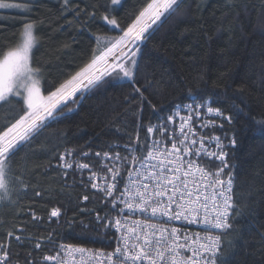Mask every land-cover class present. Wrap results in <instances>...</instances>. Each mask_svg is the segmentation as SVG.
Wrapping results in <instances>:
<instances>
[{
	"label": "trees",
	"instance_id": "trees-1",
	"mask_svg": "<svg viewBox=\"0 0 264 264\" xmlns=\"http://www.w3.org/2000/svg\"><path fill=\"white\" fill-rule=\"evenodd\" d=\"M74 2L88 10H92L94 4L109 3L110 8H114L111 14L121 21L122 27L146 6L145 0H121L117 6H111L110 0ZM42 4L43 7L30 14L0 9V58L19 43L22 25L28 16L36 19L43 16L47 22L34 29L40 42L33 49V62L35 57L47 61L46 67L54 82L74 74L88 60L96 46L92 32L119 33V29L112 30L100 19L102 7L97 8L94 20H88V26L81 27L86 18L78 22L72 12L62 16L58 0H42ZM157 25L160 27L142 49L140 77L142 83L145 76L154 81L146 95L157 106L156 111L145 105L142 113L134 112L139 101L129 105L125 95L130 88L118 81L86 93L76 104L69 102L73 110H65L56 121H49L51 127L40 137L36 149L25 148L20 154L31 158L25 178L32 183L27 195L18 203L0 204V220L3 221L0 239H4L9 230L23 227L25 233L34 238L47 237L54 232L58 242L99 250L114 248L111 236L102 229L94 230L97 229L96 213L103 216L110 207H106L103 193L90 188L86 171L74 168L66 170L67 175H64L65 170L58 166V155L67 149H74L75 154L88 152L86 161L94 167L98 163L95 152L111 153L114 149L110 146L127 142L129 135L142 144L149 122L155 125L160 117L173 111L174 106L211 93L215 100L212 106L234 117L231 125L224 121L223 129L218 126L215 129L228 136L234 133L237 140V146L228 149L227 159L234 175L238 214L232 218L231 234L222 237L221 256L226 264H264V125L258 123L264 120V0H234L232 6H225L224 0H184L174 14L167 19L162 16ZM205 32L211 36L210 40ZM72 37L75 43H71ZM64 42L70 43V48L63 49ZM45 84L42 81V91ZM238 109L243 112L238 113ZM14 113L11 107H0V125ZM216 119L219 124L220 118ZM137 122L144 125L139 129L138 138ZM157 135L160 138V134L154 132L148 139ZM49 140L58 144V148L46 153L44 148ZM119 151L125 155L122 148ZM129 168L130 165H124L123 175ZM7 179L13 181L11 175ZM35 190L41 195L36 196ZM9 194L15 199V192ZM84 195L90 197L88 201L83 200ZM54 207L64 213L61 218L50 217ZM81 208L85 211L81 212ZM33 213L41 219L34 221ZM73 219L75 222L69 227L66 221ZM81 222L86 227H82ZM11 244L14 257L19 253V264H25L29 250L39 264L40 257L57 246L45 241L41 249L35 250L34 245H18L14 239Z\"/></svg>",
	"mask_w": 264,
	"mask_h": 264
},
{
	"label": "snow or ice",
	"instance_id": "snow-or-ice-1",
	"mask_svg": "<svg viewBox=\"0 0 264 264\" xmlns=\"http://www.w3.org/2000/svg\"><path fill=\"white\" fill-rule=\"evenodd\" d=\"M183 2L145 0L146 6L122 27L121 21L111 14L114 8H110L109 3L102 6L94 4L92 10H88L81 9L74 0H58L62 16L72 12L78 22L80 18H86L81 27L88 26V20H94L97 8L102 7L100 19L112 30L119 29V33L108 35L102 30L92 32L96 46L92 48L88 60L74 74L55 82L49 75L47 61L35 57L33 62V49L40 42L34 29L47 21L43 16L39 19L28 16L25 19L20 42L0 58V107L15 110L14 115L0 125V193H3L0 204H16L27 195L32 182L25 177L29 174L31 158L20 154L25 148L36 149L40 137L51 127L49 121H56L57 117L65 114V110H73L69 102L76 104L86 93L118 81L130 88L125 95L129 105L139 101V107L134 112L142 113L145 105L156 111L157 106L146 95L149 88L154 86V81L147 76L143 83L140 79L142 49L160 27L157 21L162 16L167 19V16L174 14ZM120 4L121 0H110L111 6ZM224 4L232 6L234 0H224ZM40 7H43L42 0H0V9H16L26 14ZM68 23L71 25V21ZM153 25L157 27L153 28ZM204 34L211 39L207 32ZM75 42V37H72L71 43ZM70 46L68 42L61 44L63 49ZM42 81L46 82L43 91ZM214 103L211 93L194 97L186 105L174 106L173 111L166 117H160L157 124L149 122L147 137L142 144L129 135L127 142L110 146L114 149L112 154L110 151L95 152L96 157L103 156L105 161L110 162L102 164L110 175L103 177L104 186H100L96 182L99 174L91 171L88 183L92 189L104 194V203L110 207L103 216L96 213L97 229L94 230L102 229L111 236L115 244L112 251L94 252L86 247L58 242L54 232L47 237L34 238L26 234L23 227H18L15 231L9 230L6 237L0 239V264H19V253H15L14 257L12 251V239L18 245H34L35 250L41 249L45 241L58 245L52 250L54 254L41 256L39 264H89L93 260L96 264H226L220 252L222 237L231 234L232 218L238 214L234 200V175L227 157L228 149L235 148L237 140L234 133L231 136L225 134L224 137L200 135L197 138L195 130L188 127L193 112L199 117L202 109L210 117L220 118L219 124L215 119H210L203 127L211 125L223 129L224 121L231 125L233 115L212 106ZM173 112L179 118L180 138L175 135V128L168 127L174 120ZM240 112L243 109H238ZM258 123L264 125V120ZM143 127L141 122L135 125L137 138L139 129ZM154 132H158L161 138L148 139ZM165 134L168 140L173 141L170 149L165 146ZM56 139H60L59 135ZM206 142L213 146L209 147ZM57 148L58 144L54 145L49 140L44 151L50 153ZM120 148L125 155H121ZM142 153H146V156ZM74 155V149H67L58 155V166L65 170L64 175H67L68 169H90L88 163L74 164L66 159ZM82 155L88 156L89 153L83 152ZM125 164L135 171V176L133 170L127 171L126 182L121 176V168ZM194 173H199V177ZM9 175L14 183L7 179ZM10 192L16 193L15 199ZM34 194L40 196L41 192L35 190ZM89 198L88 195L83 196L84 201ZM80 211L85 209L81 208ZM136 213L142 219H133L129 225L128 217ZM63 215L59 207L50 211L51 218L59 219ZM32 219L41 218L33 213ZM74 222V219L66 221L69 227ZM81 226L86 227L82 222ZM190 226L200 230L190 232ZM109 247L112 245L109 244ZM76 254H80L79 258H76ZM25 264H37L31 250Z\"/></svg>",
	"mask_w": 264,
	"mask_h": 264
},
{
	"label": "built area",
	"instance_id": "built-area-1",
	"mask_svg": "<svg viewBox=\"0 0 264 264\" xmlns=\"http://www.w3.org/2000/svg\"><path fill=\"white\" fill-rule=\"evenodd\" d=\"M190 101H187L185 103H183L182 105H186L187 103H189ZM182 115H187V113H181ZM173 115H174V120L171 124L168 125V127L171 129V128H175V135L180 138L181 136V133L179 131V118L175 116V113L173 112ZM218 117H210L205 110H201L200 112V116L197 117L195 115V112H193L192 114V119L191 121L189 122L188 124V127H191L192 129L195 130V132L197 133V138L200 136V135H218V136H221V137H224L225 134L223 132L219 133L218 132V129H215V127L209 125L208 127H203L204 124H207V122L210 120V119H215L217 121ZM185 131L187 132V127L185 129ZM190 135V133H189ZM161 138V137H160ZM157 136H153L152 139H160ZM164 142H165V146L168 147L169 149L171 148V144L173 141L171 140H168L167 139V134H165V137H164ZM206 143H209V147H212L213 145L210 143V142H206ZM64 153V152H63ZM83 153V152H82ZM82 153H79V154H75L74 157H66V159H69L70 162H74L75 163H88L86 160L88 159L87 156H83ZM112 154V152L110 153ZM146 154V153H145ZM146 156V155H145ZM97 160H98V163L96 166L92 167V164H90V169H85L83 171H86L87 172V181H88V177L90 175V172L91 171H95L97 172L99 175L96 179V182L100 185V186H104V179L103 177L106 176V175H110L108 172H107V169L104 168L102 166L103 163H110L108 161H105L104 160V157H97ZM102 161V162H101ZM101 162V164H100ZM60 163V162H59ZM150 163H156V161H150ZM122 169L123 167L121 168V176L123 175L122 173ZM71 170V169H68V171ZM73 170V169H72ZM129 170H133V176H135V171L134 169H131L129 168ZM78 171V170H77ZM80 171V170H79ZM194 175L198 178L199 177V173H194ZM124 181L126 182L128 177H127V173H125V175L122 176ZM90 186V184H89ZM91 188V186H90ZM121 188H122V185H121ZM95 190V189H94ZM97 191V190H95ZM98 192V191H97ZM101 193V192H100ZM104 195V194H103ZM133 219H142V217L139 215V213H136V214H133L132 216H129L128 217V222H129V225L131 224V221ZM197 230H200L198 229L196 226H190V232L191 231H197ZM75 246H78V247H86V246H80V245H76V244H73ZM58 246V245H57ZM57 246L55 248H57ZM54 248V249H55ZM86 248H89V247H86ZM89 249H92V248H89ZM94 252L96 251H104V252H108V251H112V249H105V250H99V249H92ZM49 254H54L53 251H51V253ZM79 255L80 254H76V258H79ZM67 259V258H66ZM49 264H52V262H49ZM89 264H96V261H90Z\"/></svg>",
	"mask_w": 264,
	"mask_h": 264
},
{
	"label": "rangeland",
	"instance_id": "rangeland-1",
	"mask_svg": "<svg viewBox=\"0 0 264 264\" xmlns=\"http://www.w3.org/2000/svg\"><path fill=\"white\" fill-rule=\"evenodd\" d=\"M34 34H35V31H34ZM20 40H21V38H20ZM20 40H19V42H20ZM15 46H16V45H15ZM15 46H13V47H15ZM13 47H11V48H13ZM11 48H10V49H11ZM10 49H9V50H10ZM6 52H7V51H6ZM6 52H5V53H6ZM5 53H4V54H5ZM2 57H3V56H2ZM2 57H1V58H2Z\"/></svg>",
	"mask_w": 264,
	"mask_h": 264
}]
</instances>
